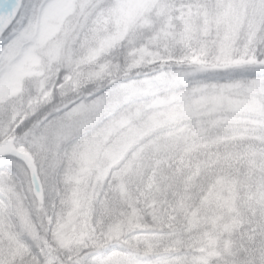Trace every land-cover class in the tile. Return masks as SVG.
Masks as SVG:
<instances>
[{"label": "snow or ice", "instance_id": "snow-or-ice-1", "mask_svg": "<svg viewBox=\"0 0 264 264\" xmlns=\"http://www.w3.org/2000/svg\"><path fill=\"white\" fill-rule=\"evenodd\" d=\"M0 264H264V0H0Z\"/></svg>", "mask_w": 264, "mask_h": 264}]
</instances>
